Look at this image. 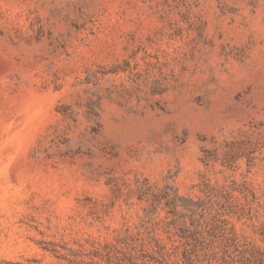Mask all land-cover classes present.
Masks as SVG:
<instances>
[{
	"label": "rangeland",
	"instance_id": "374dc122",
	"mask_svg": "<svg viewBox=\"0 0 264 264\" xmlns=\"http://www.w3.org/2000/svg\"><path fill=\"white\" fill-rule=\"evenodd\" d=\"M0 264H264V0H0Z\"/></svg>",
	"mask_w": 264,
	"mask_h": 264
}]
</instances>
